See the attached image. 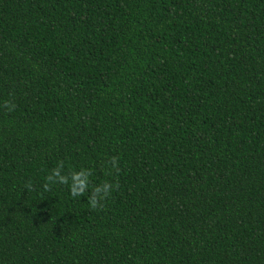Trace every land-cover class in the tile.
Masks as SVG:
<instances>
[{
	"label": "trees",
	"instance_id": "trees-1",
	"mask_svg": "<svg viewBox=\"0 0 264 264\" xmlns=\"http://www.w3.org/2000/svg\"><path fill=\"white\" fill-rule=\"evenodd\" d=\"M0 264H264V0H0Z\"/></svg>",
	"mask_w": 264,
	"mask_h": 264
},
{
	"label": "clouds",
	"instance_id": "clouds-1",
	"mask_svg": "<svg viewBox=\"0 0 264 264\" xmlns=\"http://www.w3.org/2000/svg\"><path fill=\"white\" fill-rule=\"evenodd\" d=\"M55 174L56 175H59L58 172L55 173ZM74 179L79 184V187H76L75 184L72 185L70 187V194L73 197H77V196L83 195L84 194V187H85L83 181H79L78 177H74ZM45 180H46V182L43 184L44 191H50L51 188H50V186H49V184H48L47 181L51 180V177L50 176L49 177H46ZM66 183H67V181L63 177H61L60 184L61 185H64ZM26 187H28L29 189H31L32 188V185L31 184H28ZM88 200H89V203H90V206H91L92 209H98V208H102L103 207V204H98L95 198H89Z\"/></svg>",
	"mask_w": 264,
	"mask_h": 264
}]
</instances>
